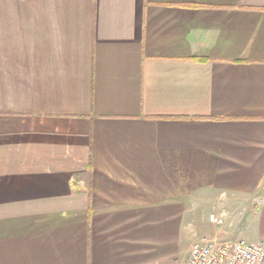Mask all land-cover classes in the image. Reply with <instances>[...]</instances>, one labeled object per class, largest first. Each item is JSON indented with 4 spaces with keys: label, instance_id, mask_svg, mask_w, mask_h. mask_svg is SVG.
<instances>
[{
    "label": "crops",
    "instance_id": "1",
    "mask_svg": "<svg viewBox=\"0 0 264 264\" xmlns=\"http://www.w3.org/2000/svg\"><path fill=\"white\" fill-rule=\"evenodd\" d=\"M241 238L264 240V0H0V264Z\"/></svg>",
    "mask_w": 264,
    "mask_h": 264
},
{
    "label": "built area",
    "instance_id": "2",
    "mask_svg": "<svg viewBox=\"0 0 264 264\" xmlns=\"http://www.w3.org/2000/svg\"><path fill=\"white\" fill-rule=\"evenodd\" d=\"M210 220L222 224L224 218L212 213ZM184 264H264V240L244 238L234 242H198Z\"/></svg>",
    "mask_w": 264,
    "mask_h": 264
}]
</instances>
